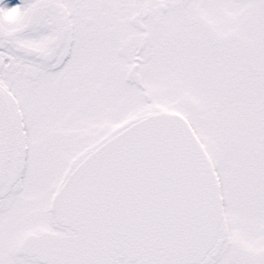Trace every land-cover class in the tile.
I'll return each instance as SVG.
<instances>
[{"label": "snow or ice", "instance_id": "1", "mask_svg": "<svg viewBox=\"0 0 264 264\" xmlns=\"http://www.w3.org/2000/svg\"><path fill=\"white\" fill-rule=\"evenodd\" d=\"M0 264H264V0H0Z\"/></svg>", "mask_w": 264, "mask_h": 264}]
</instances>
